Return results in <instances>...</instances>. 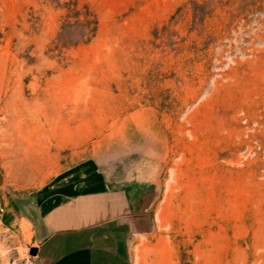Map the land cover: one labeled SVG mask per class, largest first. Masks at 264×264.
I'll use <instances>...</instances> for the list:
<instances>
[{
  "label": "rangeland",
  "instance_id": "obj_1",
  "mask_svg": "<svg viewBox=\"0 0 264 264\" xmlns=\"http://www.w3.org/2000/svg\"><path fill=\"white\" fill-rule=\"evenodd\" d=\"M67 174L141 264H264V0H0V262Z\"/></svg>",
  "mask_w": 264,
  "mask_h": 264
},
{
  "label": "crops",
  "instance_id": "obj_2",
  "mask_svg": "<svg viewBox=\"0 0 264 264\" xmlns=\"http://www.w3.org/2000/svg\"><path fill=\"white\" fill-rule=\"evenodd\" d=\"M56 179L26 205L37 264H141L130 246L126 206L102 185ZM141 244L138 250H141Z\"/></svg>",
  "mask_w": 264,
  "mask_h": 264
},
{
  "label": "water",
  "instance_id": "obj_3",
  "mask_svg": "<svg viewBox=\"0 0 264 264\" xmlns=\"http://www.w3.org/2000/svg\"><path fill=\"white\" fill-rule=\"evenodd\" d=\"M30 254H31L32 256H36V255L38 254V249H37V247H33V248H31V250H30Z\"/></svg>",
  "mask_w": 264,
  "mask_h": 264
},
{
  "label": "built area",
  "instance_id": "obj_4",
  "mask_svg": "<svg viewBox=\"0 0 264 264\" xmlns=\"http://www.w3.org/2000/svg\"><path fill=\"white\" fill-rule=\"evenodd\" d=\"M0 264H3L2 262H0Z\"/></svg>",
  "mask_w": 264,
  "mask_h": 264
}]
</instances>
